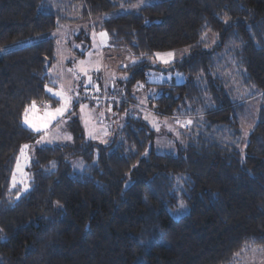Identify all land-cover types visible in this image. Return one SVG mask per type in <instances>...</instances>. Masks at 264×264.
<instances>
[{"label":"trees","instance_id":"16d2710c","mask_svg":"<svg viewBox=\"0 0 264 264\" xmlns=\"http://www.w3.org/2000/svg\"><path fill=\"white\" fill-rule=\"evenodd\" d=\"M135 1L67 0V9L78 10L71 16L50 0H0V46ZM100 27L112 43L141 58L127 68L126 89L114 84L113 106L119 110L136 105L131 83L148 85V57L189 47L174 63L185 80L166 83L147 103L162 115L203 117L191 124L200 132L191 135L190 126L181 131L183 144L176 150L158 151L154 130L139 114L126 112L116 146L86 139L72 116L71 143L35 149L29 190L16 199L12 169L21 146L37 135L22 118L33 101L50 98L55 41H27L4 51L0 264H231L244 249L264 246V0H159L104 19ZM75 38L88 42L84 30ZM225 52L241 83L254 86L253 96L262 101L243 148L238 147L243 103L227 98L231 91H225L217 58ZM208 123L228 127L233 138L208 135ZM72 157L81 159V171L71 166ZM181 201L182 214L172 217Z\"/></svg>","mask_w":264,"mask_h":264},{"label":"rangeland","instance_id":"374dc122","mask_svg":"<svg viewBox=\"0 0 264 264\" xmlns=\"http://www.w3.org/2000/svg\"><path fill=\"white\" fill-rule=\"evenodd\" d=\"M50 1L54 7H57V9L60 8L64 13H70L71 16L78 15V10L75 11L76 8H74V6L70 5L69 9H67V0ZM157 1L159 0H136L131 4L122 5L117 10L109 11L98 16L60 24L54 30L36 35L30 40L23 39L0 46L1 54L27 41H37L43 38H52L55 41V61L49 69L53 82L50 86L46 87V92L50 98L44 100L46 105L42 109H36L35 112H33L31 106L28 108L30 119H36L42 116L45 109L54 110L61 107L63 100L57 97L55 95L56 93L63 92L65 96L71 98L69 107L63 116L58 117L57 120L49 124L47 129L48 137L53 138L57 135L59 136V138L55 139L51 144H37V141L40 140V137L45 133L41 132L37 134L35 131L31 130L24 124L23 115L22 124L37 135L31 142L27 143L30 145V148L26 150L28 156L27 160L20 155V151L17 154L10 177L11 189L17 192V190L24 185H28L29 187L30 175L28 167L37 147L71 143L72 136L67 124L72 116L78 118L86 139L100 141L105 144L115 141L116 146L122 142L120 132L126 118V112H132L136 115L139 114L142 120L154 130L155 137L153 146L158 151L176 150L179 145L183 144L181 140V131L186 130L190 126V128H192L191 135L195 136L199 134L201 127L199 126L200 128H198L191 124L193 123L192 120L201 121L203 117H198L196 115H188L186 117L162 115L151 110L147 103V99L156 98L161 93L162 87L165 86L166 83H181L185 80L186 75L178 68H174V63L183 59L190 53L189 47L154 52L147 58L148 62L144 68V73L147 76L148 85L145 86L143 81L140 80L129 85L133 102L136 104L135 106L128 105L127 108L119 110L116 106H113L114 104H108L106 101L94 104L81 96V94L88 89L94 92H98L99 90L105 91L108 92L105 95H108L111 92L110 90H115V88L112 89L111 86L117 82H120V84L122 83L126 89L125 78L129 73L127 68L140 61L141 58H135L127 46L112 43L106 31L100 27V23L113 15L137 10L144 4H151ZM80 30H84L87 34L88 42L85 40H76L75 36ZM102 32L107 35L101 37L100 33ZM168 52L174 53V56L170 58L166 57L170 61L167 64L155 55L156 53L164 54ZM217 58H219L218 62H221L223 68L221 75L223 80H225V91H231L227 98L230 101H237L238 99L239 102L243 103V111L239 119L241 136L238 140V147L243 148L248 133L257 121L258 110L262 105L261 97L258 95L253 96L256 93L254 86H245L241 83L240 75L236 72V68L234 67L235 61L233 58L227 53L222 55L218 54ZM227 65H229V67H227ZM160 67H164L165 69L161 70L159 69ZM227 77L229 78L228 85L226 83ZM48 89H52V91L49 92ZM74 103H77L76 111L74 114H71L70 110ZM144 106L148 108H144ZM189 121H191V123H188ZM198 121L197 123H199ZM208 126V135H224L223 138L227 141L230 139L231 136H229V134H231V132L229 133L228 127L221 124L212 125L209 123ZM190 128L188 129L189 133ZM18 157H20V171L16 174V187H13L12 177L13 172L16 170ZM69 161L75 171H81L83 163L80 158L72 157ZM21 181H23V184L20 183ZM181 210H183V208L179 207L175 210H171L170 214L172 217H179L182 214ZM231 264H264V246L249 247L247 250L244 249L243 253L237 256Z\"/></svg>","mask_w":264,"mask_h":264},{"label":"snow or ice","instance_id":"6c2138e0","mask_svg":"<svg viewBox=\"0 0 264 264\" xmlns=\"http://www.w3.org/2000/svg\"><path fill=\"white\" fill-rule=\"evenodd\" d=\"M106 33H100L101 37L106 36ZM157 58L161 59L165 64L169 63V59L166 57L170 58L174 56V53L168 52V53H156L155 54ZM82 71H85L84 69H81ZM49 92L52 91V89H48ZM57 97L63 100V104L61 107H58L54 110H48L45 109L44 114L42 116H39L36 119H30L29 118V109H25V114H24V124L27 125L31 130L35 131L37 134L44 132L45 134L40 137V140L37 141V144H51L54 142L55 139H58L59 136L57 135L56 137L49 138L47 135V129L49 127V124L52 121L57 120L58 117H62L63 114L67 111L69 104H70V97H67L64 95L63 92H58L55 94ZM83 108V106H82ZM31 110L35 112L36 110V105L35 102L33 101L31 105ZM188 123H191L189 121ZM30 148V145L24 144L21 147L20 150V155L24 157L25 160L28 159L26 150ZM20 171V157L17 158V165H16V170L13 172V177H12V186L16 187L17 181H16V174L17 172ZM23 184V181L20 182ZM29 190L28 185H24L23 187L19 188L16 192V199H19L23 193H26ZM59 206V205H58ZM180 208H184L183 201H181Z\"/></svg>","mask_w":264,"mask_h":264},{"label":"built area","instance_id":"2783aa9c","mask_svg":"<svg viewBox=\"0 0 264 264\" xmlns=\"http://www.w3.org/2000/svg\"><path fill=\"white\" fill-rule=\"evenodd\" d=\"M116 90V89H115ZM115 90H110L111 92L108 95H105L108 92L99 90L98 92H94L93 90L88 89L81 96L85 99L90 100L94 104H99L100 101H106L108 104H114L118 98V94ZM36 109H42L45 106L44 101L35 102Z\"/></svg>","mask_w":264,"mask_h":264},{"label":"crops","instance_id":"0c3cea01","mask_svg":"<svg viewBox=\"0 0 264 264\" xmlns=\"http://www.w3.org/2000/svg\"><path fill=\"white\" fill-rule=\"evenodd\" d=\"M53 64H54V63H53ZM53 64H52V65H53ZM52 65H51V67H52ZM51 67H50V68H51ZM50 68H49V69H50ZM111 88H112V89L115 88V89L117 90V86L114 87V85H112ZM144 108H148V107H147V106H144Z\"/></svg>","mask_w":264,"mask_h":264},{"label":"water","instance_id":"95a60500","mask_svg":"<svg viewBox=\"0 0 264 264\" xmlns=\"http://www.w3.org/2000/svg\"><path fill=\"white\" fill-rule=\"evenodd\" d=\"M159 69L164 70L165 68L164 67H160Z\"/></svg>","mask_w":264,"mask_h":264},{"label":"clouds","instance_id":"9594fccd","mask_svg":"<svg viewBox=\"0 0 264 264\" xmlns=\"http://www.w3.org/2000/svg\"><path fill=\"white\" fill-rule=\"evenodd\" d=\"M42 101H44V100H42ZM46 105V104H45Z\"/></svg>","mask_w":264,"mask_h":264}]
</instances>
